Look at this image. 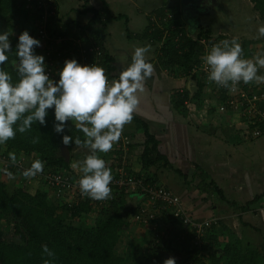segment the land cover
<instances>
[{
	"label": "crops",
	"instance_id": "1",
	"mask_svg": "<svg viewBox=\"0 0 264 264\" xmlns=\"http://www.w3.org/2000/svg\"><path fill=\"white\" fill-rule=\"evenodd\" d=\"M54 3L56 7L54 29L62 36L69 37L64 44L68 46L79 41L80 48H89L95 42L99 44L103 52L112 59L109 64L113 68L109 72L112 77L118 78L119 72L131 62L136 47L150 45L146 60L152 63L154 72L146 79L144 92L138 94L139 104L133 113L131 123L126 124L123 129L131 138V142L125 150L117 149L116 142L108 153H96L105 160L112 175L123 168L126 175L130 173L143 175L153 183L165 186L180 197L183 207L193 218L201 220L219 217V213L227 212L224 209L226 205L223 204L227 202L220 195L200 188V174L204 172L207 176L205 180L214 182L223 197L237 201L238 204L249 203L245 211L230 206L233 209L230 211L234 212L240 226L234 221V228L237 225L238 231L234 230L236 235L229 234L224 241L233 238L240 242L242 249L263 250L264 195L253 202L251 200L257 195L264 194V133L257 138L242 137L238 131L240 128L238 123H235L238 124V129L234 130V120L237 121L234 115L218 111L216 109L218 102L207 93V88H202L198 99L191 98L192 85L197 83L187 75L188 71L174 66L162 67L158 62L159 46L136 37L148 26L147 16L156 14L153 11L163 7L164 0H54ZM93 10L99 14L94 19ZM98 38L101 39V44L98 43ZM251 41L253 44L250 48L253 50L249 48L243 58L252 59L259 53L257 52L259 50H255V42H260L257 44L260 45L263 43L262 40ZM260 51L264 53V46ZM39 55H42L41 51ZM257 74L264 75V68H258ZM189 80L191 83L188 87ZM250 84L264 83L254 81ZM184 89L189 91L190 99L176 108L173 96L177 98L178 93ZM207 99L214 106L208 110L203 103ZM194 100L198 101L197 105ZM141 122L147 125L148 132L156 139L157 149L167 162L166 166L161 160L155 164H145L142 161L146 136ZM234 149H240L245 158L237 159ZM0 152H4V146L1 144ZM19 154L22 155V152ZM88 154H91L89 148L83 145L74 146L71 152L63 146L59 152V155L68 162L67 170L76 175L77 173L82 175L80 162ZM23 155L28 162L37 159L35 154ZM12 173L17 176V181L8 179L10 186H20L31 191L42 185L49 198L57 199L47 191L43 182L27 181L21 174ZM216 196L220 198V202L216 201ZM125 200V205L129 202L135 203L134 208L143 202L142 196L138 193H127ZM171 221L164 218L161 224L164 226H160L169 236L176 232L173 223V226L168 225ZM128 222L129 226L135 223L132 218H129ZM221 225L220 222L213 225L206 235L213 231L219 237ZM126 230L129 231L128 228ZM240 233H244L245 242L241 241ZM218 240L221 241L220 238Z\"/></svg>",
	"mask_w": 264,
	"mask_h": 264
},
{
	"label": "trees",
	"instance_id": "2",
	"mask_svg": "<svg viewBox=\"0 0 264 264\" xmlns=\"http://www.w3.org/2000/svg\"><path fill=\"white\" fill-rule=\"evenodd\" d=\"M250 1L253 4V10L258 12L259 17L264 20V0ZM22 4L24 3H18V0H0V23L7 19L12 27L25 22L28 24V14ZM93 11L92 19L99 15L97 11ZM165 11L170 12L171 17L164 16ZM153 13L159 17L164 16V19H160L156 24L149 21L148 26L136 37L159 46L157 55L162 67H180L187 72L193 64L199 62L202 46L198 40L185 35V23L181 17L179 0H164L163 7L154 10ZM34 26L31 28L30 35L36 38L37 32ZM165 29L169 31L166 36L163 34ZM179 32L183 34L179 35ZM208 34V28L201 27L198 38L203 35L207 37ZM18 36L11 35L10 43L13 51L8 53L9 60L0 65V68L13 76L14 81L18 78L14 67ZM97 41L101 44V39L98 38ZM62 47H67L64 42ZM34 51L39 55L38 48L35 47ZM101 60L99 66L112 77L109 74L113 69L109 65L111 57L104 52ZM192 79L196 80L197 90L191 98L198 99L202 92L203 81L196 74L192 75ZM52 80L55 81L58 78ZM173 97L176 108L190 99L189 91L186 89L178 93L177 98ZM216 100L219 103V100ZM55 123L54 109H48L45 125H40L37 121L25 133L21 134L17 131L14 139L1 144L4 146L3 153L8 154L14 151L16 154L22 152L27 156L35 154V157L43 161L44 165L50 169L63 167L67 170L68 162L59 155L60 149L64 146L71 152L77 144L73 142L64 145L62 136L70 135L73 141L76 137H80L83 141L85 137L76 129L75 124L69 121L64 132L57 133L54 130ZM141 124L146 136L142 161L145 164H155L161 160L166 166L167 162L157 149L156 139L148 132L147 125L144 122ZM34 137L40 138L39 143L31 142ZM129 175L139 176L132 173ZM200 176L202 190L220 195L230 206L241 211L248 208V202L238 204L237 201L223 197L221 190L214 182L205 180L206 173L202 172ZM8 179L6 172L0 171V224L3 222L11 224L13 233L18 236V241L0 239V264H44V260L48 257L43 253V245H47L55 253L54 264H163L170 252L183 255L181 263L178 264H264V249H242L240 242L233 238L221 242L213 231L208 235H206L208 231L206 232L199 248L192 244V233H187L181 240L174 238L176 232L169 239L152 238L148 240L144 250L146 254H142L143 257L133 256L132 252V258L129 259L127 256L129 249L126 243L122 242L121 235L122 231L129 226L130 215L134 214L138 208L125 205V195L130 192L120 190L106 200L97 202L87 200L68 206L60 200L49 198L47 192L41 187L31 191L20 186L11 185L10 188ZM147 181L152 182L149 179ZM263 195L255 196L251 202L260 199ZM92 212L94 217L91 215ZM171 222L177 228L179 222L175 220ZM205 250L208 252L203 259V254L200 252Z\"/></svg>",
	"mask_w": 264,
	"mask_h": 264
},
{
	"label": "clouds",
	"instance_id": "3",
	"mask_svg": "<svg viewBox=\"0 0 264 264\" xmlns=\"http://www.w3.org/2000/svg\"><path fill=\"white\" fill-rule=\"evenodd\" d=\"M258 38L264 37V25L257 29ZM11 33H0V65L9 60L13 49L9 40ZM40 41L25 30L18 36L15 47V71L17 79L0 68V144L14 139L17 131L23 134L33 123L46 124L48 109H54L56 123L54 130L63 133L68 121L74 122L80 137L63 135L64 145L75 143L87 146L91 154L80 162L77 184L82 196L93 200H106L111 195V169L96 153H108L119 141L124 126L131 123L133 113L139 104V93L145 90V81L154 72L152 63L146 60L150 45L134 49L131 62L118 74V79L109 82L103 67L93 63L81 65L76 59H67L58 72V80L50 79L45 71V58L35 54L34 48ZM208 80L218 86L234 89L239 82L264 83V75H258V68H264V53H257L252 59L243 58V49L236 38L225 39L211 45L203 56ZM15 126V127H14ZM39 137L31 142L39 143ZM10 162L15 165L17 157L9 152ZM75 167V165H74ZM44 170V162L36 159L30 167L23 169L26 179L35 177ZM9 179H15L12 172L5 170ZM48 257L44 264H54L55 253L47 245L42 246ZM163 264H176L169 257Z\"/></svg>",
	"mask_w": 264,
	"mask_h": 264
},
{
	"label": "built area",
	"instance_id": "4",
	"mask_svg": "<svg viewBox=\"0 0 264 264\" xmlns=\"http://www.w3.org/2000/svg\"><path fill=\"white\" fill-rule=\"evenodd\" d=\"M22 1L25 2L26 7L29 9L35 21L36 39L44 41L43 39L47 38L45 40H47L50 46L54 45L55 40L61 43V47L58 50L46 49L45 51L43 50V53L41 52L46 61L45 71L50 79L59 78L58 72L67 59L74 58L81 65L101 64L100 61L103 58L104 52L102 50L103 48L96 42L89 48H80L79 41L73 45L68 44L66 48L62 47V42L67 41L69 37L62 36L53 27L56 23V19H54V14L56 13L54 0ZM164 13V16L171 17L170 12L165 11ZM148 16L150 17V22L153 24L158 23L160 19H164V16L159 17L157 14ZM184 27L185 35L198 40L202 46V54L199 62L189 68L187 75L192 78V75L196 74L203 81V87L207 89L211 87L215 91L214 98L219 100L216 109L222 113H229L230 115L234 113L232 115L237 116L240 129H242L239 131L240 134L246 135L249 139L261 136L264 133V84H244L241 81L234 89H231L218 86L214 82L209 81L203 56L206 49H210L212 44L218 43L222 39L217 37L210 38L204 35L199 38L198 36L194 38L187 32L186 25ZM172 28H174V25H172ZM168 32L165 29L163 32L164 36ZM182 34V32H179V35ZM54 54L56 55L55 57ZM105 74L109 82L118 79L116 77H110L107 73ZM130 142L131 138L123 130L117 142V149L125 150ZM16 157V164L13 165L9 160L8 154L0 152L1 171L5 172L7 170L21 174L23 169L30 167L31 162H28L23 154H16ZM117 172V174L112 175L113 179L110 183L112 191L110 197H113L114 193L116 195L117 192L123 190L126 192H137L143 198L141 205L132 214L134 222L148 224L153 229H160L161 220L164 218L178 221L179 223L176 228L177 235L175 233L174 238L181 240L187 233H192V244L198 248L201 246L206 232L213 225L218 224L219 219L217 217L201 220L193 218L183 207L180 197L165 186L149 182L143 175H126L123 168H120ZM78 179L79 177L74 176L71 171L64 169L54 170L44 165L42 173L27 179V181L37 180L43 182V185L50 194L68 206L76 205L87 200L97 202V200L81 195L77 184ZM165 233L163 232L162 234L165 235ZM163 237L159 235V232L153 234V238L156 240L162 239ZM171 237L168 234L165 239ZM200 254H202V251Z\"/></svg>",
	"mask_w": 264,
	"mask_h": 264
},
{
	"label": "rangeland",
	"instance_id": "5",
	"mask_svg": "<svg viewBox=\"0 0 264 264\" xmlns=\"http://www.w3.org/2000/svg\"><path fill=\"white\" fill-rule=\"evenodd\" d=\"M18 3H20V4L24 3V4H22V6H23L25 12L28 14V19H29L28 24H26V22H25L22 25L18 24L16 26L12 27L10 21H7V19H5L4 21H1V23H0L1 24L0 25V33L7 31V32L11 33V35H13V34L19 35L22 31L26 30L29 33V35L31 34V31H32L31 28H33L32 26L35 25V21L31 15L29 9L26 7L25 2L22 0H18ZM147 18H148V23H149L150 17L147 16ZM204 20H205L206 25H204L203 27L208 28V30H209V34H208L209 36L208 37H210V38L211 37H217V38H220L222 40H225V39L231 40L232 38H236L238 40V42L241 44V47L243 49V56H245L246 53H248L249 48L253 44V42L251 41L252 39H256L258 41L262 40V42L264 43V37L258 38V32H257L258 27L261 25H264V20L259 17L258 12H255L253 10V7H252V4L250 3V0H223V5H221V7H219L218 14H216L212 17H209V16L205 17ZM11 35L9 36V40H10ZM45 39H47V38H45ZM45 39H43L44 41L39 40L40 46L37 47L38 50H40L42 53H43V50L45 51L46 49L58 50L61 47V43H59L60 41L55 40L54 45L50 46V44H48L47 40H45ZM258 43H260V42H258ZM258 43L255 42V45H256L255 50H259L257 52L260 53V52H262L260 50H263L264 44L262 43L260 45H257ZM250 50L252 51L253 49L250 48ZM192 87H193L192 93L194 94L197 90V85L193 84ZM207 93H209L212 98L215 97L214 96L215 91L211 87L207 90ZM194 103L197 105L198 101L194 100ZM203 103H205V105H206V107H205L206 110H208V108H210V107H214L213 105H211L209 103L208 99L204 100ZM232 114H234V113H231V115ZM234 119L237 120V121L234 120V130L236 131L238 129L239 122H238L237 116H235V115H234ZM235 123H238V124H235ZM240 130H242V129L239 128L238 131H240ZM242 137H244L245 139L248 138L246 135H243ZM235 150H237V149H234V154L236 155L237 159H244L245 158V156L240 152V149L237 151H235ZM260 151L262 152V150H260ZM246 164H248V163H246ZM75 167H77V166H75ZM74 176L80 177L81 175L77 173V175L74 174ZM16 177L14 179L15 181H17ZM34 181H37V180H34ZM42 187L43 186L41 185V188ZM10 188H11V186H10ZM27 188H29V187H27ZM130 193L137 194V192H134V191H130ZM216 201L220 202V198L217 196H216ZM223 204L226 205L224 207V209L227 212L219 213V217H217L219 219V221L221 220L220 222L222 223L220 231L218 233L219 237L217 236L218 238L221 239V242L226 240L228 238L229 234L230 235H234V234L236 235V232L234 230L238 231L237 225H239L238 219L234 215V212H231V211H233V209L230 207V205L228 203H225V202ZM134 205H135V203H130V202L127 203L128 207H134ZM93 213L94 212H92L91 215L94 217L95 215ZM129 218L131 219L132 215H130ZM162 221H163V219L161 220V224H162ZM234 221L237 224V225H235L236 228H234ZM172 223L173 222H169L168 225L173 226L174 224L172 225ZM163 226H161V227H163ZM127 228L129 229V231L124 229L122 231L121 237H122V242L126 243L128 249H129L128 255H127L129 259L132 258L131 257L132 252H133V256L138 255V256L143 257L142 254H146L144 252V250L146 249L148 240L153 238V234H155V232H159V235L161 237H163V235H164V234H162L164 229H161V228L160 229H153L148 224H140V223L135 222V223H131V226H128ZM243 234L244 233H242L240 235V237H241V241L245 242L246 238H245V235H243ZM166 236H167V233H165L163 238H166ZM0 239L18 241V236L13 233V228H12L11 224H8L5 222L0 224ZM134 251L136 252L135 254H134ZM203 252H204V255L202 256V258L204 259L205 254H206V250L202 251V254H203ZM178 263H181V262L176 261V264H178Z\"/></svg>",
	"mask_w": 264,
	"mask_h": 264
},
{
	"label": "water",
	"instance_id": "6",
	"mask_svg": "<svg viewBox=\"0 0 264 264\" xmlns=\"http://www.w3.org/2000/svg\"><path fill=\"white\" fill-rule=\"evenodd\" d=\"M180 13L182 20L186 25L187 32L196 38L200 28L206 25L205 17H212L218 14L219 7L223 5V0H179ZM191 80L188 82L190 86ZM167 257H172L175 262H181L183 255L176 252H170Z\"/></svg>",
	"mask_w": 264,
	"mask_h": 264
}]
</instances>
